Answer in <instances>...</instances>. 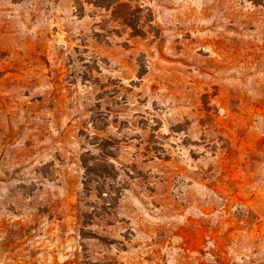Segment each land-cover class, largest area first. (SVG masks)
Returning a JSON list of instances; mask_svg holds the SVG:
<instances>
[{"label": "rangeland", "instance_id": "obj_1", "mask_svg": "<svg viewBox=\"0 0 264 264\" xmlns=\"http://www.w3.org/2000/svg\"><path fill=\"white\" fill-rule=\"evenodd\" d=\"M0 264H264V0H0Z\"/></svg>", "mask_w": 264, "mask_h": 264}]
</instances>
